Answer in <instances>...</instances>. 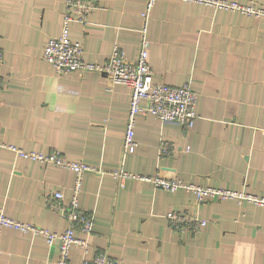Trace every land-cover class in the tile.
Here are the masks:
<instances>
[{"label":"crops","instance_id":"0c3cea01","mask_svg":"<svg viewBox=\"0 0 264 264\" xmlns=\"http://www.w3.org/2000/svg\"><path fill=\"white\" fill-rule=\"evenodd\" d=\"M84 22L70 21L85 61L103 63L117 44L129 60L138 54L146 0H89ZM264 8V0H230ZM63 0H0V209L10 217L60 232L69 222L52 193L72 195L69 169L16 157L26 151H58L98 171L82 174L78 206L92 214L73 244L69 264L98 252L122 264H264V206L245 200L204 199L190 190L155 188L113 172L175 177L196 185L264 197V15L252 16L203 3L155 0L145 36L154 82L196 92L191 127L135 117L132 152H122L130 87L112 84L104 72L58 75L42 58L44 42L59 36ZM144 105L145 101L142 100ZM161 139L171 151L160 154ZM185 212L206 220L181 233L166 214ZM57 243L41 235L3 228L0 264H54Z\"/></svg>","mask_w":264,"mask_h":264},{"label":"built area","instance_id":"2783aa9c","mask_svg":"<svg viewBox=\"0 0 264 264\" xmlns=\"http://www.w3.org/2000/svg\"><path fill=\"white\" fill-rule=\"evenodd\" d=\"M65 11L62 18L61 34L59 36H49L46 38L42 58L50 63L56 74L63 75L73 71L95 70L104 72L112 84H125L130 87L129 107L127 112L126 127L122 140V152L128 153L134 150L136 142L134 140L135 117L139 113H150L161 121L176 122L186 127H191L195 119L194 106L196 102V92L191 85L186 82L180 86H173L161 82H154L152 79V69L148 63V40L145 36L147 19L150 9L155 0H146L141 12L143 26L141 28V38L138 54L134 60H129L122 49L115 44L112 47L110 56L103 63H92L85 61L82 56V46L79 41H73L68 37L69 22H84L92 10L89 0H63ZM210 5L228 11H238L252 16L264 15V8L256 7L253 4H240L230 0H183ZM3 60L0 49V64ZM145 104L142 105L141 101ZM13 151L16 157L27 158L45 165H54L66 168L74 172L75 181L72 188V195L67 205L59 202L63 199L60 191L52 193L55 200L53 207L64 215L69 225L62 231H49L29 222L16 220L0 209V234L3 228H11L16 231L35 235H41L48 245L57 243L58 255L54 264H69L70 247L75 244L86 250V238L75 234V224L83 234L92 231L93 216L83 212L78 206V194L81 190L82 174L87 171H98L95 166L82 161L67 159L58 151L42 153L39 151H26L14 145H6ZM171 145L166 140L161 139L158 145L160 154H167L171 151ZM120 182L126 178L150 182L155 188L174 191L178 188L190 190L194 193L198 201L204 199H234L240 203L245 200L254 205L264 206V197H259L244 191L233 190L221 187H211L183 182L175 177H162L154 174L144 176L135 174L123 169L113 172ZM166 217L173 228L181 233H191L200 230L206 220L196 215L185 212L171 211ZM82 264H122L116 258L108 256L104 252H98L91 258L83 259Z\"/></svg>","mask_w":264,"mask_h":264}]
</instances>
